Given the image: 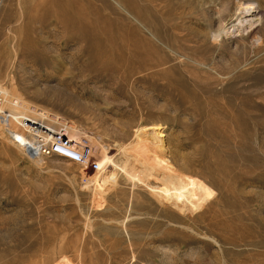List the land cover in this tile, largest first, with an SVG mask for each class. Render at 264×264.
I'll return each mask as SVG.
<instances>
[{"label":"rangeland","instance_id":"obj_1","mask_svg":"<svg viewBox=\"0 0 264 264\" xmlns=\"http://www.w3.org/2000/svg\"><path fill=\"white\" fill-rule=\"evenodd\" d=\"M0 85L82 154L0 115V264H264V0H0Z\"/></svg>","mask_w":264,"mask_h":264},{"label":"bare ground","instance_id":"obj_2","mask_svg":"<svg viewBox=\"0 0 264 264\" xmlns=\"http://www.w3.org/2000/svg\"><path fill=\"white\" fill-rule=\"evenodd\" d=\"M240 9V14L242 15H252L251 13H253L257 7L252 5V4H245L241 6ZM178 15V14H177ZM240 18V17H239ZM247 18V17H246ZM241 19V18H240ZM243 19V18H242ZM241 19V20H242ZM256 21V20H255ZM252 22V21H251ZM250 22V23H251ZM243 23V22H242ZM248 23V21H247ZM239 24V23H238ZM245 24V23H244ZM241 25V24H240ZM254 25L255 23H251L249 25H247L248 27L247 28H252L251 30L254 29ZM235 27V26H234ZM245 27V26H244ZM258 27V26H257ZM241 28L243 29V27L241 26ZM241 29V30H242ZM235 30V29H234ZM241 30H240V33H241ZM229 31V30H228ZM239 31V29L237 30V32ZM231 32V31H230ZM233 32V31H232ZM231 32V33H232ZM240 38H243L244 36V33H241L240 35ZM162 43V42H161ZM38 58H39V61H40V57L44 55V53H34ZM89 57H90V64L91 66H93L94 64H96L97 62H99V58L100 56L98 57L96 55V53H88L87 54ZM45 56V55H44ZM191 56V55H190ZM102 58V57H101ZM115 58V57H114ZM117 58V57H116ZM170 58V57H169ZM113 59V58H112ZM168 59V58H167ZM166 59V60H167ZM115 60V59H114ZM113 60V61H114ZM107 61V60H106ZM112 61V62H113ZM169 61V60H168ZM101 62V61H100ZM103 62V67L104 69H107V70H110L111 72H114V71H117L116 68H109L108 67V63L105 62V60L102 61ZM101 62V63H102ZM111 62V63H112ZM117 63V61H115ZM114 62V63H115ZM163 62V61H162ZM170 62V61H169ZM113 64V63H112ZM120 64V62L118 63ZM126 65V64H125ZM119 66V65H117ZM154 66V65H153ZM160 67V66H159ZM224 67V66H223ZM158 68V67H157ZM246 68V67H245ZM219 69H222V68H219ZM224 70V69H223ZM127 73V72H126ZM243 73V72H242ZM242 73H240L242 75ZM156 74V73H155ZM239 74V76H240ZM203 76V75H202ZM209 76H211V74H209ZM213 76V75H212ZM238 76V77H239ZM108 77V76H107ZM237 77V76H236ZM235 77V78H236ZM241 78V76L239 77ZM223 86V85H222ZM5 87V86H3ZM6 88V87H5ZM5 88H2L1 85H0V92L2 94V97L4 99V101L0 102V115L2 116L3 118V126H4V134L8 137V140H10L11 143H13L14 145L24 149V151L26 150V152H28V154H30L31 156H39L43 150L42 146L44 145H47L48 142L50 141H55L57 139H60L62 138L63 141L60 143V145H64V141L67 139V133L66 131H68L69 129L71 130H78V129H75V125H70L68 122L65 121H60L62 119L59 120L58 118V115L55 117H51L52 120L56 123V126L54 127H51L47 122H45L44 120L40 119V120H37L31 116H29L25 111L26 110H31L28 103H26L22 96L20 97L19 95V98H22V99H19L20 101H18L17 103H14L13 101H10L8 96L9 95V91L6 90ZM236 89V88H235ZM246 90V89H245ZM13 93V92H12ZM17 95V94H15ZM177 95V94H176ZM14 96V95H12ZM18 97V96H17ZM11 98V97H10ZM13 98V97H12ZM32 104V103H31ZM35 105V104H34ZM23 109V110H22ZM252 110V109H251ZM47 111V110H46ZM39 114L41 115V117L43 118H48L49 115L45 114L44 112H39ZM49 114V113H48ZM56 115V114H55ZM52 116V115H51ZM64 118V117H63ZM28 120V122H24ZM34 123V122H37L38 123V126L37 127H34V126H31L29 125V123ZM51 121V124L52 122ZM54 123V124H55ZM53 124V125H54ZM143 129H147V127H143L141 130ZM75 132V131H74ZM69 136V135H68ZM68 140L70 141L71 140V137L69 138L68 137ZM146 146V145H145ZM144 146V147H145ZM64 147V146H63ZM150 147V146H149ZM65 148V147H64ZM107 149V147H105ZM143 149V148H142ZM103 150H104V147H103ZM150 150V149H149ZM152 150V149H151ZM46 151V150H45ZM143 151V150H142ZM145 151V150H144ZM148 151V150H147ZM53 152H55V154L57 155H60L61 157H64L65 159H71L72 157L71 156H68L67 154H64L62 152H59V151H55L53 150ZM146 152V151H145ZM104 153V152H102ZM136 153V152H135ZM134 153V154H135ZM138 156L135 154V156L139 157V154L141 152H138ZM143 155V154H142ZM140 155V156H142ZM146 155V154H145ZM131 156V155H130ZM134 156V157H135ZM124 157V156H123ZM122 156L119 157L118 159H116L115 157H111V155H107V154H103L101 156V158L99 160L96 159V172L100 171L101 169L103 168H106L107 171L109 170H118L122 176H125L126 178L128 179H136V176H137V173H138V165L141 164L139 161H136L135 162V166L134 165H131L126 163V161L129 159H126L124 160ZM126 157H129V156H126ZM136 157V158H137ZM140 158V157H139ZM138 158V159H139ZM158 158H159V155H152V156H149V157H146V161L147 162V169L148 170H151L152 172L156 173V172H163L161 171V169L159 168V165L157 164V161H158ZM141 159V158H140ZM135 160V159H134ZM137 160V159H136ZM143 161L142 164H143ZM141 164V166H143ZM145 166V165H144ZM143 166V167H144ZM114 170V171H115ZM144 170V169H143ZM113 173V172H112ZM139 176V175H138Z\"/></svg>","mask_w":264,"mask_h":264},{"label":"built area","instance_id":"obj_3","mask_svg":"<svg viewBox=\"0 0 264 264\" xmlns=\"http://www.w3.org/2000/svg\"><path fill=\"white\" fill-rule=\"evenodd\" d=\"M15 101V100H14ZM18 102V100H16L15 101V103H17ZM31 112H34V114H36V115H40L39 114V112H43L42 110H40V109H37L36 107H33V108H31ZM45 113V112H44ZM41 116V115H40ZM24 122H28V120H26V121H24ZM29 125H31V126H34V127H37L38 126V123L37 122H34V123H32V121H31V123H29ZM63 141V139L62 138H60V139H57L56 140V142L54 141H50V142H48V144L47 145H44V146H42V148H43V150H42V152H46V151H48L49 150V152L50 151H53V150H55V151H59V152H62V153H64V154H67L68 156H71L73 159H75L76 157H75V155H77V154H79V156L82 158V154L81 153H78L75 149H73L72 147H71V145H70V141L68 140V139H66L65 141H64V145H60V143ZM65 148H64V147ZM46 150V151H45ZM41 152V153H42Z\"/></svg>","mask_w":264,"mask_h":264}]
</instances>
